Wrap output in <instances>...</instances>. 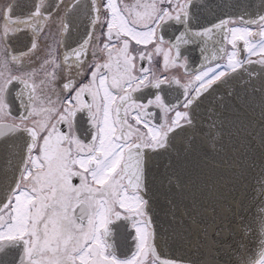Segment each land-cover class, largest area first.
Instances as JSON below:
<instances>
[{"label":"snow or ice","instance_id":"snow-or-ice-1","mask_svg":"<svg viewBox=\"0 0 264 264\" xmlns=\"http://www.w3.org/2000/svg\"><path fill=\"white\" fill-rule=\"evenodd\" d=\"M62 3L57 0L53 10ZM190 3L89 0L93 31L75 48L66 49L62 61L49 49L39 69H20L19 75L10 67L19 63L11 51L14 37L28 28L33 37L28 51L38 53L45 27L40 21L49 20L52 10H44L45 0H39L27 18H13L11 6L3 13L0 121L11 122L0 124V136L20 133L25 150L11 180L0 189V253L21 250L19 264H148L149 258L151 264H174L160 260L153 243L155 230L148 215L145 183L149 154L167 147L169 133L180 127L181 121L192 123L188 110L229 71L236 72L245 64L261 65L264 71L262 11L256 18L221 19L191 33V37L206 41L219 33L221 39L216 42L227 56L225 65L203 66L190 86L157 75L153 57H162L167 69L181 60L179 42H191L181 33L177 44L166 49L163 35L169 23L187 25ZM79 7L80 0H73L66 10ZM97 26L98 35L94 31ZM61 27L65 32L69 28L63 18ZM93 40L99 43L92 48L94 62L89 63L88 49ZM133 42L142 47L133 46ZM224 44L232 51L228 52ZM241 52L245 59L240 58ZM254 56L258 59L253 60ZM41 71L44 75L37 85L33 77ZM13 82L29 89L30 100L40 92L38 106L26 108L18 117L13 116L7 99ZM173 83L183 89L175 105L166 102L163 94V86ZM149 88L156 90L150 97L142 100L135 96ZM153 107L160 110L161 122H154ZM78 113L86 114L90 122L87 140L77 134ZM169 113H174L171 119ZM74 179L79 182L74 183ZM121 218L130 219L135 232L136 250L127 259H120L109 243V226ZM205 264H215L214 258ZM251 264H264V243L259 259Z\"/></svg>","mask_w":264,"mask_h":264},{"label":"water","instance_id":"water-1","mask_svg":"<svg viewBox=\"0 0 264 264\" xmlns=\"http://www.w3.org/2000/svg\"><path fill=\"white\" fill-rule=\"evenodd\" d=\"M196 1L190 3L187 25L178 24L183 30L164 31L171 40L185 33L191 42H179V51L195 67L220 60L223 53L216 42L219 33L206 41L191 37L192 32L230 17L256 18L264 11V0L260 5L255 0ZM81 26L72 22L65 40L82 42L86 32L83 38ZM261 69L245 64L217 81L188 110L192 123L175 128L167 147L149 154L146 198L160 260L205 264L214 258L215 264H251L259 259L264 243ZM24 150L20 133L0 136V189L11 180Z\"/></svg>","mask_w":264,"mask_h":264},{"label":"flooded vegetation","instance_id":"flooded-vegetation-1","mask_svg":"<svg viewBox=\"0 0 264 264\" xmlns=\"http://www.w3.org/2000/svg\"><path fill=\"white\" fill-rule=\"evenodd\" d=\"M196 0H191V3ZM262 0H255L254 5H260ZM39 0H0V25L3 24V13L7 11L8 7H12V17L13 18H27L29 12L33 9V5L35 3H38ZM146 2V0H144ZM73 3V0H63V3L60 5L59 8H54V6L57 4V0H45V9L46 11L52 10V16L49 20L40 21L41 24L45 25L44 32L40 34L39 44L40 49L38 53H30L28 51L31 41H32V32L28 28L21 29L16 36L14 37L12 43H11V51L14 53V55L18 58L19 63L10 65L12 67L14 74L19 75L20 69H23L25 71H31L32 68H40V63L42 62L46 52L51 49V51L54 53L57 59L63 60L66 49L75 48L77 44H75L71 39L65 40L67 38V32H65L61 27V19L63 18L65 21H67L70 24L73 22L77 25V28H79V25H82L81 28L83 29V38L89 31H93L91 27V18L88 15V3L89 0H80V7L78 9H72L71 11L66 10V6L71 5ZM123 3L126 4H133L135 3V0H123ZM196 1V5H197ZM25 7H24V6ZM232 26V25H230ZM69 29V28H68ZM165 29L167 31L170 29L172 31L175 30H183V26H180L178 24L169 23ZM164 29V31H165ZM95 33L98 35L100 32L99 27L97 26L94 29ZM164 41H165V48L172 47L177 43L176 40H171L170 36H166L164 33ZM76 36V35H74ZM86 38V36H85ZM65 40V41H64ZM84 40V39H83ZM182 42V41H180ZM81 43V42H80ZM99 43V41L93 40V42L90 44L88 49V62H94L91 58V52L92 48L96 46V44ZM183 43V42H182ZM133 46L134 42H133ZM135 47H142V46H135ZM149 49L152 47V45L148 46ZM173 47L172 55H175L176 50ZM242 48V44H241ZM226 50L228 52H231V46L226 45ZM39 56V59L37 58ZM181 60L176 65H169L167 69L163 68V60L162 57H153V70L157 73V75H167L173 80H179L180 84L184 85H191V83L194 81V77L200 69L203 66L195 67L192 65H189L188 63V57L186 55H183L182 52H180ZM223 58H220V60H216L214 62H211L209 65L215 66L216 63H220L221 65H225L227 63V56L224 54L221 55ZM241 59L246 58V54L241 52L240 54ZM253 60L258 59V57H252ZM139 63V61H137ZM146 66H147V62ZM208 66V65H207ZM231 72V71H229ZM44 73L38 72L36 77H33L35 79L36 84L39 85L40 79L43 78ZM80 79L79 77L77 78ZM86 82V80H85ZM32 81L29 80V84H31ZM10 93L7 97L8 102L11 106V111L13 116L18 117L21 113L25 111L27 108L28 110H31L33 107H37L40 100V92L37 91L35 97L30 100L29 96V89L23 88V85L13 82V84L10 86ZM47 88H45V92L47 93ZM156 90L149 88L143 90V92H137L135 93V96L139 97L140 99H145L150 97L152 94H154ZM183 89L179 87V85L173 83L171 86H163V94L165 97L166 102L175 105L177 97L182 93ZM57 92L59 93V87L57 86ZM55 99V97H53ZM178 110H184L183 108H179ZM151 111L155 114V120L154 122H161L162 121V114L160 113V110L156 108H152ZM174 115V113H169L168 118L171 119V117ZM77 134L82 138L87 140L89 131H90V122L88 120V117L86 114L78 113L77 115ZM11 121H0V124L3 123H10ZM16 123H19V120H16ZM182 123H186V121H181ZM79 181L77 179H74V183H78ZM112 229L111 235L109 236V243L113 245V248L116 251L117 256L120 259H127L130 258L132 253L136 250L135 249V243H134V229L132 226V221L125 220L123 218L119 220H115L112 224L109 226ZM14 252V253H13ZM5 254V256H4ZM21 250L19 249H12L7 251L6 253H0V261L5 260L8 262V264H19V256L21 255ZM148 264H151V258H149Z\"/></svg>","mask_w":264,"mask_h":264}]
</instances>
